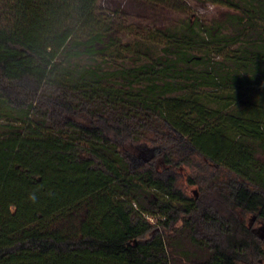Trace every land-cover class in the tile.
I'll return each mask as SVG.
<instances>
[{"label": "trees", "instance_id": "16d2710c", "mask_svg": "<svg viewBox=\"0 0 264 264\" xmlns=\"http://www.w3.org/2000/svg\"><path fill=\"white\" fill-rule=\"evenodd\" d=\"M99 1L0 0V264H264V0L160 47Z\"/></svg>", "mask_w": 264, "mask_h": 264}, {"label": "rangeland", "instance_id": "374dc122", "mask_svg": "<svg viewBox=\"0 0 264 264\" xmlns=\"http://www.w3.org/2000/svg\"><path fill=\"white\" fill-rule=\"evenodd\" d=\"M98 11L100 14L112 19L114 23L113 34L122 43L142 40L155 47H160L162 42L159 30L180 26L189 18L192 20L198 19L203 24L211 26L223 22L228 14H233V11L227 7L213 4L208 0H171L170 2H157L155 4L145 0H100ZM225 32L230 31L226 30ZM102 58L104 59L103 62H107L105 56H102ZM105 64L104 66H106ZM164 143L166 145L173 144L170 139H167ZM160 149L161 145L159 143L146 142L131 146L125 151L131 166L134 167L157 156ZM261 158H263L262 155ZM194 162L196 166L202 165L199 164L200 161L196 158ZM213 172L212 167H203L199 170L196 174L198 184L204 185ZM180 182L186 185L188 179L181 177ZM198 190L199 186L197 185L189 187V196L196 197ZM149 220L152 224L156 222L155 219Z\"/></svg>", "mask_w": 264, "mask_h": 264}, {"label": "clouds", "instance_id": "9594fccd", "mask_svg": "<svg viewBox=\"0 0 264 264\" xmlns=\"http://www.w3.org/2000/svg\"><path fill=\"white\" fill-rule=\"evenodd\" d=\"M29 199L32 200V201H35V200H36V196H35V194H34V193L31 194V195L29 196Z\"/></svg>", "mask_w": 264, "mask_h": 264}]
</instances>
